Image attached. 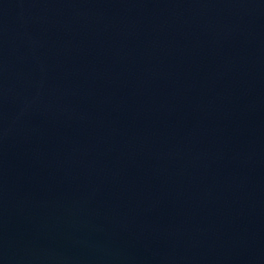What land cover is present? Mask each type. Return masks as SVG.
<instances>
[{
	"label": "water",
	"instance_id": "obj_1",
	"mask_svg": "<svg viewBox=\"0 0 264 264\" xmlns=\"http://www.w3.org/2000/svg\"><path fill=\"white\" fill-rule=\"evenodd\" d=\"M0 264H264V0H0Z\"/></svg>",
	"mask_w": 264,
	"mask_h": 264
}]
</instances>
